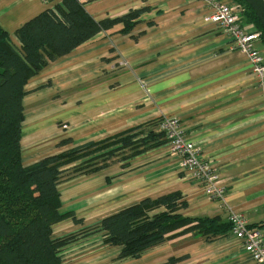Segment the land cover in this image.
I'll return each mask as SVG.
<instances>
[{
	"label": "crops",
	"instance_id": "crops-1",
	"mask_svg": "<svg viewBox=\"0 0 264 264\" xmlns=\"http://www.w3.org/2000/svg\"><path fill=\"white\" fill-rule=\"evenodd\" d=\"M60 2L0 0V27L15 41L22 25ZM78 2L96 21L145 11L127 30L118 23L98 33L27 83L22 164L136 127L145 136L165 117L178 121L225 192L222 201L208 198L161 142L129 161L62 181L60 211L74 212L82 223L61 221L52 236L79 234L145 198L176 192L185 202L179 211L183 217L227 222L230 212L241 214L264 238V89L245 56L230 49L232 40L223 28L205 20L208 8L192 0ZM254 47L264 58L261 39ZM118 254L119 248L105 245L99 233L77 235L61 253L63 264H165L171 258H181L176 264H257L231 233H184L137 259H118Z\"/></svg>",
	"mask_w": 264,
	"mask_h": 264
},
{
	"label": "trees",
	"instance_id": "trees-1",
	"mask_svg": "<svg viewBox=\"0 0 264 264\" xmlns=\"http://www.w3.org/2000/svg\"><path fill=\"white\" fill-rule=\"evenodd\" d=\"M232 3L240 9L243 26L253 27L264 43V0ZM144 11L131 10L118 19L96 21L78 0H61L59 5L22 25L15 33V41L0 27V264H63L61 253L77 240V235L99 233L105 245L119 248L118 259H137L144 251L180 234L218 237L231 233L228 221L183 217L179 211L185 202L179 193L173 192L145 198L102 218L79 234L52 236V227L61 221L82 223L74 212L60 211L59 184L72 176L102 171L116 161H129L161 142L166 143L163 134L156 130L140 136L141 127L132 128L29 166L22 164L20 141L27 83L50 63L98 33L118 23H123L124 31L127 30ZM260 227L264 228V221ZM179 261L181 258H171L165 264Z\"/></svg>",
	"mask_w": 264,
	"mask_h": 264
},
{
	"label": "built area",
	"instance_id": "built-area-1",
	"mask_svg": "<svg viewBox=\"0 0 264 264\" xmlns=\"http://www.w3.org/2000/svg\"><path fill=\"white\" fill-rule=\"evenodd\" d=\"M203 2L209 14L207 22L220 25L231 38V50L243 54L251 66L252 76L259 88L264 89V58L257 51L254 44L259 40V34L248 31L241 23L238 7L231 6L223 0H192ZM142 87L143 84H141ZM169 147L170 153L179 159V168L193 181L200 184L202 192L213 201H222L224 187L219 175L212 165L200 158L198 149L188 142L177 120L161 118L157 125ZM228 222L231 223V234L240 242L244 252L257 264H264V238L262 234L249 229L246 219L241 214L229 213Z\"/></svg>",
	"mask_w": 264,
	"mask_h": 264
},
{
	"label": "bare ground",
	"instance_id": "bare-ground-1",
	"mask_svg": "<svg viewBox=\"0 0 264 264\" xmlns=\"http://www.w3.org/2000/svg\"><path fill=\"white\" fill-rule=\"evenodd\" d=\"M256 230V229H255ZM258 231V230H257Z\"/></svg>",
	"mask_w": 264,
	"mask_h": 264
}]
</instances>
